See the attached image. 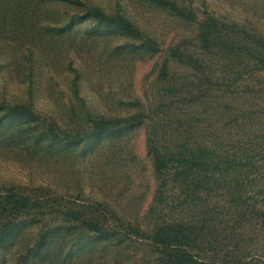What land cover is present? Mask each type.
<instances>
[{
    "label": "rangeland",
    "instance_id": "rangeland-1",
    "mask_svg": "<svg viewBox=\"0 0 264 264\" xmlns=\"http://www.w3.org/2000/svg\"><path fill=\"white\" fill-rule=\"evenodd\" d=\"M80 1L108 13L119 7L161 50L146 54L93 21L59 31L78 11L64 0H0V102L40 117L0 126V192L35 204L0 241V264H159L148 237L172 222L196 236L186 247L199 264H264V161L215 166L224 149L241 156L237 140L264 147V71L224 88L169 56L195 51L208 16L264 38V0H173L195 12V22L150 0ZM88 114L139 123L78 142L48 134L50 122L87 133ZM153 148L212 163L175 179L155 171Z\"/></svg>",
    "mask_w": 264,
    "mask_h": 264
},
{
    "label": "trees",
    "instance_id": "trees-1",
    "mask_svg": "<svg viewBox=\"0 0 264 264\" xmlns=\"http://www.w3.org/2000/svg\"><path fill=\"white\" fill-rule=\"evenodd\" d=\"M64 1L73 8L77 7L78 11L62 27L58 28L59 31L69 32L75 25L93 21L136 40L139 43L138 48L146 54L152 55L161 50L160 44L143 33L122 13L119 7L115 8L114 12L108 13L100 7L86 5L80 0ZM150 1L159 7L170 10L186 22L197 20L195 12L184 5H177L173 0ZM196 41L197 46L194 52L188 51V54L184 50L180 51L179 48H174L170 51L169 56L190 72L201 74L209 84L220 83L224 88H233L238 83L253 79L257 73L264 71V38L248 32L236 23H224L208 16L198 24ZM159 77L161 79L167 78L166 65L161 68ZM14 118H23L29 122L40 121L39 115L25 104L8 106L0 102V126L8 119ZM86 119L91 130L82 135H70L61 131L52 122L47 125L48 134L55 136L57 141L63 138L64 141L78 142L83 138L118 132L139 123L136 117L133 116L106 118L88 114ZM236 121L238 122L237 119ZM54 128L62 136L54 134ZM235 144L238 145L237 148H235ZM235 144L233 147L241 152V156L237 155L236 152L229 154L224 149L225 152L220 156V161L215 164L216 167H221V164H224V169L230 171L234 170V166L244 167L246 165L247 162H242V158H247L248 164H251L256 158H259L256 160L264 161V147L261 144L253 145L249 140L244 141L243 144L237 140ZM202 151L207 154L209 150L207 147H203ZM210 153L212 155L214 151L211 150ZM152 156L155 171L159 174L172 171L175 179H186L194 174L195 170L206 171L212 163V159L206 158L204 155H165L159 153L155 148L152 149ZM34 208L33 200L25 194L11 190L0 192V222L2 223L0 226V241H3L14 231L16 220L20 216ZM73 219L80 221L78 216H73ZM82 223L91 231L103 232V228L97 223L88 221ZM137 235L142 237L141 234ZM148 238L158 250L160 255L158 257L159 264H199L198 257L193 255L186 247L190 242L195 243L196 236H193L189 228L183 224L177 222L164 224L155 228Z\"/></svg>",
    "mask_w": 264,
    "mask_h": 264
}]
</instances>
